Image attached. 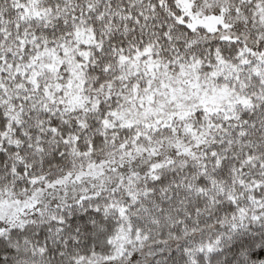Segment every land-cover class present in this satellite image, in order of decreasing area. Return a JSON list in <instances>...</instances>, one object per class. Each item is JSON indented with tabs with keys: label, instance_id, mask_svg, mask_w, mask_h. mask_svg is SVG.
Returning a JSON list of instances; mask_svg holds the SVG:
<instances>
[{
	"label": "snow or ice",
	"instance_id": "snow-or-ice-1",
	"mask_svg": "<svg viewBox=\"0 0 264 264\" xmlns=\"http://www.w3.org/2000/svg\"><path fill=\"white\" fill-rule=\"evenodd\" d=\"M0 264H264V0H0Z\"/></svg>",
	"mask_w": 264,
	"mask_h": 264
}]
</instances>
